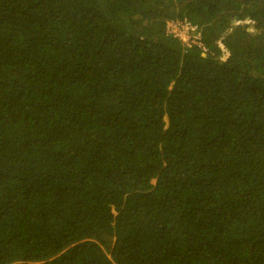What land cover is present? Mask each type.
Instances as JSON below:
<instances>
[{
    "label": "trees",
    "instance_id": "trees-1",
    "mask_svg": "<svg viewBox=\"0 0 264 264\" xmlns=\"http://www.w3.org/2000/svg\"><path fill=\"white\" fill-rule=\"evenodd\" d=\"M0 264H264V0H0Z\"/></svg>",
    "mask_w": 264,
    "mask_h": 264
},
{
    "label": "built area",
    "instance_id": "built-area-1",
    "mask_svg": "<svg viewBox=\"0 0 264 264\" xmlns=\"http://www.w3.org/2000/svg\"><path fill=\"white\" fill-rule=\"evenodd\" d=\"M169 27L171 31L175 35H178L186 45L190 46L192 43H196L198 46L206 49L202 45L201 34L196 24H192L187 20H184L182 22L172 23Z\"/></svg>",
    "mask_w": 264,
    "mask_h": 264
},
{
    "label": "rangeland",
    "instance_id": "rangeland-1",
    "mask_svg": "<svg viewBox=\"0 0 264 264\" xmlns=\"http://www.w3.org/2000/svg\"><path fill=\"white\" fill-rule=\"evenodd\" d=\"M249 29H251V27H249ZM219 45H220V48L223 50V52H222V57H223V58H226V57L228 56V52H226V49H225V47L222 45V43H219Z\"/></svg>",
    "mask_w": 264,
    "mask_h": 264
},
{
    "label": "clouds",
    "instance_id": "clouds-1",
    "mask_svg": "<svg viewBox=\"0 0 264 264\" xmlns=\"http://www.w3.org/2000/svg\"><path fill=\"white\" fill-rule=\"evenodd\" d=\"M184 20H186V19H184ZM184 20H182V21H184ZM182 21H175V22H171V23H169V26L172 24V23H176V22H182ZM249 29V28H248ZM198 30H199V32H200V34H201V31H200V29H199V27H198ZM178 36V35H177ZM201 36V35H200ZM179 37V36H178ZM180 38V37H179ZM181 39V38H180ZM182 40V39H181ZM193 44H196V43H192L191 45H193ZM190 45V46H191ZM222 50V49H221ZM222 52H223V50H222ZM226 52H228L227 50H226ZM228 55H229V52H228Z\"/></svg>",
    "mask_w": 264,
    "mask_h": 264
},
{
    "label": "water",
    "instance_id": "water-1",
    "mask_svg": "<svg viewBox=\"0 0 264 264\" xmlns=\"http://www.w3.org/2000/svg\"><path fill=\"white\" fill-rule=\"evenodd\" d=\"M236 19V18H235ZM237 20V19H236ZM238 23V22H237Z\"/></svg>",
    "mask_w": 264,
    "mask_h": 264
}]
</instances>
